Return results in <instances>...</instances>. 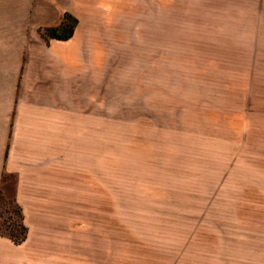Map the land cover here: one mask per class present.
I'll use <instances>...</instances> for the list:
<instances>
[{"label": "crops", "instance_id": "1", "mask_svg": "<svg viewBox=\"0 0 264 264\" xmlns=\"http://www.w3.org/2000/svg\"><path fill=\"white\" fill-rule=\"evenodd\" d=\"M65 15L73 34L47 37ZM171 17L263 19L264 0H0V203L11 199L25 228L19 243L0 234V264H109L108 241L95 240L93 229L79 237L64 205L75 157L91 164L97 155L98 122L78 109L86 75L98 74L101 45L134 46L138 30L160 29L167 46L169 30L182 28ZM217 46L229 58L263 51ZM256 94L226 90L205 105L203 141L230 151L204 153L189 170L190 229L165 238L164 264H264V95Z\"/></svg>", "mask_w": 264, "mask_h": 264}, {"label": "rangeland", "instance_id": "2", "mask_svg": "<svg viewBox=\"0 0 264 264\" xmlns=\"http://www.w3.org/2000/svg\"><path fill=\"white\" fill-rule=\"evenodd\" d=\"M171 22L182 28L169 30L167 46L160 45V29L138 30L134 46L101 45L98 74L86 75L78 109L98 122L97 155L91 164L75 157L76 169L65 174L64 205L77 216L72 226L79 237L93 229L95 240L108 241L109 264H164L165 238L190 229L184 224L189 170L204 153L230 151L203 141L205 105L226 90L264 95V18ZM223 42L261 44L263 51H232L247 56L229 58V51L214 49ZM20 213L11 199L0 203L1 235L23 234Z\"/></svg>", "mask_w": 264, "mask_h": 264}, {"label": "trees", "instance_id": "3", "mask_svg": "<svg viewBox=\"0 0 264 264\" xmlns=\"http://www.w3.org/2000/svg\"><path fill=\"white\" fill-rule=\"evenodd\" d=\"M75 21L71 18L69 15L64 16V20L62 22V25L60 29H48L46 30V36L50 37L51 39H57V40H66L73 34ZM25 232V228H24ZM24 232L23 234L18 238L15 236V234L12 236L13 241L15 243H19L24 239Z\"/></svg>", "mask_w": 264, "mask_h": 264}]
</instances>
